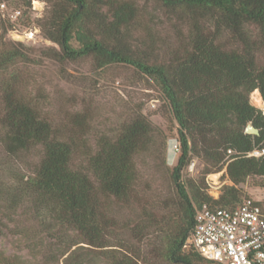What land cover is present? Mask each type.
Wrapping results in <instances>:
<instances>
[{
    "label": "trees",
    "instance_id": "16d2710c",
    "mask_svg": "<svg viewBox=\"0 0 264 264\" xmlns=\"http://www.w3.org/2000/svg\"><path fill=\"white\" fill-rule=\"evenodd\" d=\"M23 1L29 9L34 0ZM143 1L187 27L183 46L160 53L141 47L134 36L146 26L145 5L138 0H52L38 26L57 47L47 49L56 62L89 59L96 69L126 65L158 86L178 126L180 153L171 169L177 214L174 221L164 217L155 223L163 234L156 254L169 264H211L197 253L181 252L194 227L195 208L202 204L233 208L242 200L240 185L250 177L264 178V154L247 157L254 150L264 152V115L249 101L258 92L264 102V59L260 64L257 60L264 55V0ZM251 26L257 29L254 38L248 32ZM1 28L0 174L6 181L0 190V220L12 222L16 210L31 204L52 213L57 226L75 234V241L60 256H65L63 264H84L85 259L76 254V248L83 247L106 252L103 259L110 264H141L137 254L105 241L106 233L116 228L105 206L108 199L120 205L135 199L133 159L149 149L151 123L138 114L122 125L114 139L100 137L90 149L87 115L74 113L67 124L53 123L19 93L17 77L6 80L5 73L29 62V56L20 45L6 40L8 29ZM222 32L236 47L218 42ZM247 124L259 135L245 134ZM36 148L41 149V157L31 172L23 173L20 165L14 170L3 167L2 161H15ZM79 151L84 169L72 165ZM191 156L204 163V175L225 170L222 179L228 183L218 199L205 192L204 176L198 181L181 179ZM251 187L264 189V184ZM257 205L264 208V202ZM137 234L142 239L143 228ZM50 258L48 254L45 259ZM0 264L31 263L0 251Z\"/></svg>",
    "mask_w": 264,
    "mask_h": 264
},
{
    "label": "rangeland",
    "instance_id": "374dc122",
    "mask_svg": "<svg viewBox=\"0 0 264 264\" xmlns=\"http://www.w3.org/2000/svg\"><path fill=\"white\" fill-rule=\"evenodd\" d=\"M34 1L41 4L40 12H33L31 3L27 9L23 0H0L6 4L8 12L15 9L22 12V18L11 28L2 25L0 19V32L1 26L8 29L5 39L20 45L29 56V62L18 63L5 73L6 80L9 76L17 77L19 93L53 123L67 124L74 113L87 115L88 146L92 150L100 137L114 139L122 125L138 114L151 123L153 133L149 149L133 159L137 175L135 199L128 205H120L113 199L106 202V214L116 222V228L106 233L105 241L111 246H120L137 254L141 264H169L156 254L161 249L163 234L161 227L155 224L164 217H171L174 221L177 214L174 207L178 199L171 169L179 155L173 153V146L179 144L178 126L167 102L151 78L130 66L111 65L96 69L89 59L60 64L49 57L47 49L57 47L44 37L38 23L47 16L52 0ZM138 2L141 6L145 5L143 0ZM156 8L152 3L143 6V22L146 26L134 36L141 47H150L160 53L168 48L183 46L188 34L187 27ZM12 30L14 40L8 35ZM29 32L34 33V36L29 35ZM248 32L254 38L257 29L251 26ZM31 36L32 39L28 40ZM218 42L226 48L236 47L225 32H222ZM72 46H75L74 42ZM263 59V54L258 55L259 64ZM256 109L264 115L261 109ZM81 153L79 151L73 158L74 168L84 169ZM40 157L41 149L36 148L15 160L18 162L2 161V164L3 167H10V170L20 165L23 173H29ZM204 169V163L191 156L181 170V179L198 181L204 176L205 192L216 200L222 186L228 183L225 178L222 179L225 170L204 175ZM5 179L6 176L0 174V190L4 189L2 185H5ZM257 184H264V178L250 177L245 184L240 185L242 199L250 197L247 192L257 200H264V189L251 187ZM53 218L54 215L46 209H37L31 204L23 205L12 216V222L0 220V251L31 264H63L65 256H60L75 241V234L57 226ZM142 228L143 238L139 240L137 233ZM75 248L72 247L69 252ZM76 251L77 256L85 259L84 264H110L103 259L106 252L92 251L86 247L76 248ZM48 254L53 258L45 259Z\"/></svg>",
    "mask_w": 264,
    "mask_h": 264
},
{
    "label": "built area",
    "instance_id": "2783aa9c",
    "mask_svg": "<svg viewBox=\"0 0 264 264\" xmlns=\"http://www.w3.org/2000/svg\"><path fill=\"white\" fill-rule=\"evenodd\" d=\"M41 4L31 2V10L40 12ZM22 18L19 9L8 12L0 2V19L10 25ZM35 32V31H34ZM13 38V30L8 33ZM34 36V33L29 32ZM32 36L28 39L31 40ZM179 152L178 143L173 153ZM231 154V151H227ZM263 151L254 150L247 157H259ZM182 253H197L211 264H264V208L250 197L243 198L233 208L202 204L195 208L194 227L186 237Z\"/></svg>",
    "mask_w": 264,
    "mask_h": 264
},
{
    "label": "bare ground",
    "instance_id": "6f19581e",
    "mask_svg": "<svg viewBox=\"0 0 264 264\" xmlns=\"http://www.w3.org/2000/svg\"><path fill=\"white\" fill-rule=\"evenodd\" d=\"M252 105L256 108L261 109L264 112V102L258 92L252 94L251 96Z\"/></svg>",
    "mask_w": 264,
    "mask_h": 264
},
{
    "label": "water",
    "instance_id": "95a60500",
    "mask_svg": "<svg viewBox=\"0 0 264 264\" xmlns=\"http://www.w3.org/2000/svg\"><path fill=\"white\" fill-rule=\"evenodd\" d=\"M245 134L257 136L259 135V132L257 129H255L251 124H247L244 130Z\"/></svg>",
    "mask_w": 264,
    "mask_h": 264
},
{
    "label": "crops",
    "instance_id": "0c3cea01",
    "mask_svg": "<svg viewBox=\"0 0 264 264\" xmlns=\"http://www.w3.org/2000/svg\"><path fill=\"white\" fill-rule=\"evenodd\" d=\"M253 188H254V187H253ZM258 189H263V188H258ZM246 194H247L248 196H250L252 199H254L255 201L264 202V200H257V199H255L253 196H251V195L248 194L247 192H246Z\"/></svg>",
    "mask_w": 264,
    "mask_h": 264
}]
</instances>
